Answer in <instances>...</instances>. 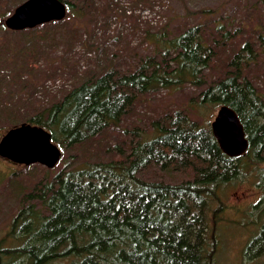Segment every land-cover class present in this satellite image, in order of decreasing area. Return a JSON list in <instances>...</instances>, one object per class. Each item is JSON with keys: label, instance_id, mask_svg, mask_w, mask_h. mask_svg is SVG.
<instances>
[{"label": "trees", "instance_id": "trees-1", "mask_svg": "<svg viewBox=\"0 0 264 264\" xmlns=\"http://www.w3.org/2000/svg\"><path fill=\"white\" fill-rule=\"evenodd\" d=\"M24 1H15L16 7ZM62 1L79 25L73 22L67 27L71 47L82 39L81 24L87 19L97 22L103 9L98 0ZM11 12L8 9L1 16V30L36 35L37 44L26 39L21 45L22 60L30 71L36 47L42 49L46 37L66 25L65 18L12 30L5 24ZM142 24L134 22L142 31L140 45L155 44L154 54L137 55L135 66L122 71L113 57L122 59L125 54L115 52L105 59L100 72H87L61 98L41 105L23 119L14 105L1 109L5 123H0V138L8 128L28 122L50 131L53 141L65 151L120 125L143 98L189 82L199 89L197 105L218 108L226 104L237 112L250 142L247 153L239 157L226 154L211 125L192 120L186 110L158 114L148 130L125 127L123 133L132 139L127 147L116 146L123 160L70 162L56 171L46 168L49 174L12 220L10 245L0 242V264H218L213 220L222 210V192L250 172L264 180V93L248 76L250 63L264 49L258 50L254 42L246 40L228 55L219 75L209 76L224 46L220 43L230 30L219 33L226 27L217 25L211 38L202 22L177 32L166 24L154 31L153 22ZM258 36L264 47L263 34ZM61 60L67 64L65 55ZM36 90L33 87L30 98ZM155 166L184 172L187 177L181 182L139 177L142 170ZM262 225L247 247L249 258L264 254V222Z\"/></svg>", "mask_w": 264, "mask_h": 264}, {"label": "rangeland", "instance_id": "rangeland-1", "mask_svg": "<svg viewBox=\"0 0 264 264\" xmlns=\"http://www.w3.org/2000/svg\"><path fill=\"white\" fill-rule=\"evenodd\" d=\"M15 1L0 0V18L8 9L13 12ZM98 5L103 12L98 14L97 22L87 19L85 24L82 23L80 30L78 28V32L83 34L82 39L75 40L71 47L72 35L67 27L76 23V18L67 13L64 19L66 25L59 26L52 36L46 37L47 43L43 44L42 49L36 47L30 71L22 60L21 45L25 44L26 39L37 44L36 35L21 36L20 32L6 33L0 29V110L14 105L20 110L19 119H23L41 105L61 98L62 93L85 78L87 72H100L105 66V59L118 51L125 54L122 59L113 57L119 61L118 66L122 71L134 67L138 61L137 55H152L156 48L155 44L148 42L140 45L142 31L134 27L137 21L140 26L144 21L153 22L152 31L166 24L175 32L189 24L202 22L206 25V35L211 38L212 29L217 25L226 27L220 29L219 33L230 30L227 39L220 43L224 46L209 76L219 75L221 65L230 59L228 55L246 40L254 42L256 49H264L261 46L263 40L258 36L259 33L264 36V0H98ZM201 9L211 12L201 13ZM63 55L67 64L61 60ZM55 71L57 74L50 77ZM248 76L264 93V52L259 54L256 62L250 63ZM33 87L37 90L30 98ZM44 89H47L46 92ZM198 93V87L188 82L178 89L159 90L155 95L143 98L120 125L113 126L87 143L63 151V160L53 168L54 171L67 167L70 162L84 164L102 159L123 160L124 155H119L116 146L127 147L132 139L126 137L123 129L138 127L148 130L153 117L165 111L186 110L192 120L204 126L211 125L219 107L197 105ZM190 106L195 109H190ZM3 119L4 115L0 114V123H5ZM46 168L41 164L26 167L0 157L1 243L10 245L8 233L12 220L22 204L32 200L29 195L36 192L41 181L49 174H46ZM139 177L144 180L181 182L187 174L170 169L163 171L160 166H155L142 170ZM263 182L256 172H250L222 192V210L213 220L216 221L215 231L218 233V264H264V254L258 258L255 254L250 258L246 254L250 241L261 231L264 222Z\"/></svg>", "mask_w": 264, "mask_h": 264}, {"label": "water", "instance_id": "water-1", "mask_svg": "<svg viewBox=\"0 0 264 264\" xmlns=\"http://www.w3.org/2000/svg\"><path fill=\"white\" fill-rule=\"evenodd\" d=\"M68 7L62 0H25L5 19L12 30H24L40 24L62 20ZM211 129L222 150L232 157L247 153L250 142L237 112L229 105L218 108ZM63 155L61 147L44 127L23 122L9 128L0 138V157L22 166L41 164L54 168Z\"/></svg>", "mask_w": 264, "mask_h": 264}, {"label": "bare ground", "instance_id": "bare-ground-1", "mask_svg": "<svg viewBox=\"0 0 264 264\" xmlns=\"http://www.w3.org/2000/svg\"><path fill=\"white\" fill-rule=\"evenodd\" d=\"M20 124H21V123H20ZM20 124H19V125H20ZM16 126H17V125H16ZM10 128H11V127H10ZM8 129H9V128H8ZM8 129H7V130H8ZM7 130H6V131H7Z\"/></svg>", "mask_w": 264, "mask_h": 264}]
</instances>
